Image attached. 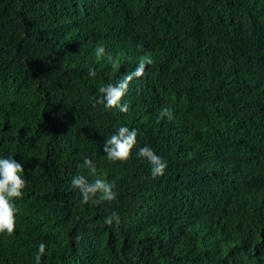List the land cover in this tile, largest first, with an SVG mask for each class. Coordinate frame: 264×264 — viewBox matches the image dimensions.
Returning a JSON list of instances; mask_svg holds the SVG:
<instances>
[{
	"label": "trees",
	"instance_id": "trees-1",
	"mask_svg": "<svg viewBox=\"0 0 264 264\" xmlns=\"http://www.w3.org/2000/svg\"><path fill=\"white\" fill-rule=\"evenodd\" d=\"M146 54L129 112L93 107ZM162 106L173 119L157 123ZM121 126L137 143L113 163L103 144ZM145 145L164 175L138 156ZM8 156L27 186L0 264H35L41 242V264H264V0H0ZM77 175L114 182L116 199L82 203ZM113 211L119 226L104 224Z\"/></svg>",
	"mask_w": 264,
	"mask_h": 264
},
{
	"label": "clouds",
	"instance_id": "clouds-1",
	"mask_svg": "<svg viewBox=\"0 0 264 264\" xmlns=\"http://www.w3.org/2000/svg\"><path fill=\"white\" fill-rule=\"evenodd\" d=\"M96 58L102 59L105 57V48L103 45L95 49ZM107 62L113 69H119V63L112 55H107ZM153 64V59L150 55L143 56L135 70L130 73H125L122 79L116 84H107L99 87V98L95 99L93 107L102 104L105 109H118L121 113L129 112V104L122 103V98L128 91V86L134 78H141L145 74L147 66ZM88 75L96 76V70L93 67L88 68ZM167 118L169 121L173 119V109L170 106H162L157 116L156 122ZM138 131L135 128L130 129L127 126L119 127L110 138L106 139L103 144V152L109 161L115 163L117 161L126 162L131 151L137 143ZM138 156L145 159L150 164V173L153 179L164 175L167 168V161L157 155L155 151L145 145L138 151ZM83 166L86 167L90 174L97 173L96 165L91 159L85 157ZM24 173L22 164L15 161L12 156L0 158V233H7L11 236L16 228V215L18 209L13 203L14 198H22L23 190L27 186V180L21 176ZM71 187L79 191L82 197V203L95 201L111 202L116 199L117 193L114 191L115 183L109 182L106 179L89 180L84 175H77L71 181ZM121 223L120 215L113 211L110 215L104 218V224L108 226H119ZM79 239V237H77ZM46 245L41 242L35 255V264H41V257L45 254Z\"/></svg>",
	"mask_w": 264,
	"mask_h": 264
}]
</instances>
